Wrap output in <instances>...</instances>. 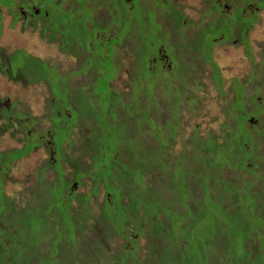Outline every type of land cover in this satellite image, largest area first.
I'll list each match as a JSON object with an SVG mask.
<instances>
[{
	"label": "rangeland",
	"instance_id": "1",
	"mask_svg": "<svg viewBox=\"0 0 264 264\" xmlns=\"http://www.w3.org/2000/svg\"><path fill=\"white\" fill-rule=\"evenodd\" d=\"M4 1L6 3V0H0V3ZM36 1L33 3L30 0H27L26 5L30 7V13L25 20L21 18L18 12L21 4H15L13 14H9L6 7L0 6V55L3 53V55L5 54V56H7L15 50H24L30 56L46 63L48 69H50L48 74H46L44 67H42L43 71L41 73H45L47 76L45 81L41 74L37 75L35 72L36 66L33 65V62H31V64L29 63L28 66L30 68L28 75H30L29 78L34 80V82L26 85L22 84L21 81L13 82L9 80L7 76L0 73V104L2 107L5 106L8 108L7 117H5L6 114L0 111V152H9L14 149L22 148L26 143V138L27 141L35 145L37 144V147H35L27 156L13 162L9 170V175L6 179L3 178L1 182L4 189V195L7 196L10 201H13L14 205H16L19 210L30 204L29 208L27 207V210L24 211V213L18 215V219L13 223L14 226L11 228V231L15 234V237L19 239L20 245H17L16 243L11 244L9 246V252H16L18 255L16 259L22 258L24 263L28 261L29 258L36 255L37 264H61L62 261H65L64 264H74L73 261L77 260L79 257L76 251H80V249L79 246L77 248L76 246L77 244L79 245V234H81L84 246L86 247L89 244L87 247L91 251L92 258L88 256L82 258L81 261L77 260L79 264H89V262L90 264H95L92 260L100 257L99 261L101 264L108 263L109 259L113 262H117V255L121 251V246L124 244V240L117 238L116 235H112L111 238L106 235H100L101 232L98 233L97 226L92 225V220L95 221L98 219L97 217H99L100 213L99 209L102 205L104 196L107 194L106 190L112 192L109 189L110 187L119 189L121 193L129 192L131 188L134 189L135 185H132V183L129 184V182L127 183L126 178L128 176V171H131V173H133L132 170L134 172L136 171V166L130 164V162L137 158L128 160V154L123 142L129 141L134 147L133 149L139 150L141 139L137 133L138 128L134 127L147 129L143 131V133L144 137L146 136V139L144 140H146L145 142L149 146L152 142V137L149 136L150 131L152 135L155 133H163L167 137H170L169 133H173L174 131V140L168 142L166 152L170 156L171 164H173L172 162H176L177 165L183 164L185 169L190 165V159L186 156H188L190 152L194 155L198 154L193 151L194 144L191 141L195 135H197L198 140L210 136L215 138L218 137V141L222 139L227 142L230 139V132L236 130L234 121L229 118L227 112L230 110L234 114L231 105L233 97H236L239 100L238 103L235 102L236 104H239L241 100L243 107L245 102V95L241 97L243 86L241 84H235L236 77L244 80L248 72H256V83L247 84L246 93L247 97L255 96L257 99L255 101L253 98L252 100L246 98V100L252 101L255 105V102H257L260 108L264 107V9L258 16L260 24L257 27V46L252 45L254 56L256 58L255 63H252L250 59L245 58L243 50L241 48L238 49V44L237 46L234 45L232 40L228 41L225 45L220 46L217 43L215 46L213 59L221 71V76L223 78L221 87L213 81L210 72L211 67L209 66V63H207L203 68L201 76L194 75L196 82L191 84L188 83L190 86L184 83L178 86V84L172 82V87L169 91L166 90L167 92H165L163 89L162 91L157 90L163 95L170 96V98L173 99V102H171L167 108V110L170 111H162L161 114H159V110L163 109V105L158 103V113L156 114V112H153V109L152 113L150 112L154 119L150 117V120H146L145 118L147 115L139 114L140 112L135 111L133 106L129 111L126 110V113H120L117 120H115V103H112V100H110L106 105L107 107L104 105L102 106L103 109L99 111V114L95 111V115L98 114L95 116V122H97V124H102L103 126V133L101 136L92 133L90 135L91 141L83 142L80 140V136L76 132V127L74 128L69 140L72 142L71 146L69 147L70 144L67 141H63L61 144V149L65 150L66 154L74 159L72 162L67 158H63L61 161L62 172L72 183L71 187L73 188V191L69 194L73 196L70 203V206L72 207L70 210L71 214L63 215L61 211L65 209V206L63 205L62 200H60L57 205L46 204L50 201V197L55 193V187H49V185L54 183L59 184L58 179L61 176L57 175L58 172L55 167L49 164V161L57 157V148L54 152L55 147L52 142L53 139L48 135V129L50 128L51 123L45 115L46 107L50 100L53 99L51 94L52 86L50 89L48 78L50 79L51 76L53 80L50 85L55 84L54 86H60V88L64 87L66 85L63 83L65 78L60 76V74L65 75L68 72L75 70L77 67V59L70 55L62 54L58 47L59 41L54 40L56 42L50 43L40 36V23L42 19L35 18L31 15L32 13L37 15L36 11L40 8V3ZM54 1L55 0H45V4L42 5V7L44 8L46 6L50 8L52 7V4L55 5ZM143 1L140 3V6L136 8V14L139 15L138 17L141 16L143 18L145 14L148 19L153 20L154 15L157 14V17L160 20L167 18L171 22L175 21V18H173L174 14H168V10L167 8H164V5L161 6L162 8L159 9L160 11L154 14L155 10L153 6H151L152 9L147 7V5H151V2L147 3V0ZM180 1L183 4H174L179 11L191 5H199V0ZM72 2L73 1L71 0H65L64 7ZM139 20L140 19H138V21ZM164 22L165 21H163V23ZM167 29L169 30L170 27L167 26ZM230 30L231 27L229 24L226 25L224 21L220 19L217 23L213 21L210 24L207 34L210 36L223 33L225 37H227ZM229 35L232 36L231 33ZM131 44L132 47L135 48L136 44L133 42L130 43L129 40L126 41V44L120 53V59L126 63L124 67L130 66V68L132 67L131 70H133L136 62L135 52L132 50ZM197 47H199V45H197ZM204 49L205 46L203 45L201 53H204L203 58H205V60L207 59L209 62L210 59L207 58L209 57V52H203ZM146 58L147 55L145 54L142 58L137 59V63L140 66L143 65L141 71L145 79L148 77V73H146L148 70L145 63ZM191 62L199 64L197 60L194 59H192ZM54 69L59 75L54 74ZM111 72L112 70H108L109 74ZM26 74L27 72L24 71L22 75ZM182 77L189 80L190 72H173L170 75L171 80H173V78ZM123 78L124 80H121L122 83L127 85L116 84L114 86L120 89L121 92L126 93L130 91V88L127 79H125L124 76ZM88 79L93 80L92 77H87V80ZM151 79H153L156 84L160 83L158 82L159 80H155V78L151 77ZM74 80L80 86H86L87 84L86 77L83 75L75 76ZM95 83L96 84L94 85L92 83L91 90L96 93V95L101 94L102 97H106L108 93L105 91L104 86L101 85L100 82L95 81ZM153 88L154 86L150 89ZM155 96L158 97V101L161 100L159 95L156 94ZM75 98L80 113V109L84 108L83 106L79 107V105L82 103L83 98H88V95H82V88H80L79 94H76ZM142 101L143 105H145L146 98L142 97ZM192 102L194 109L190 108ZM173 108L176 109V113L170 115L172 114ZM249 110L252 112V116L256 112L253 105L252 109ZM83 113L84 112L81 111L82 115ZM247 113H249V111H247ZM247 113L245 114L248 115ZM116 114H118V112ZM169 115L170 117H168ZM8 117H10L9 119L11 121H8ZM262 117H264V114L260 113L257 119L260 118L261 120ZM103 118L107 121V125L104 123ZM254 122H256V120L253 119L252 123ZM91 125L90 121L86 123V126ZM4 126L9 127L5 129ZM262 133L264 134V131ZM44 134H47L45 139L43 138ZM226 136L227 139L225 138ZM98 139H101L102 143L101 146L99 145L100 148H98V154H95L94 148H96V146L94 142L95 140L98 141ZM260 143L264 144V135ZM152 147H157V144L152 143ZM113 149L115 152L112 154ZM141 155L143 159H148L146 152H142ZM255 162L258 165L257 171L255 172L258 174L257 178L255 177L252 179L249 173H246L243 169L237 167L226 169L223 171V174L226 176L225 179H229L233 185L236 183L241 185V187H244L243 190L247 188L248 184L253 182L254 187L251 188V190H256L257 192L259 190L264 197V163L258 158ZM194 166L198 167L201 165L199 163L194 164ZM84 169L89 171L90 177H85L83 175V178L81 177L82 181H75V173L78 174L76 171L80 170L81 172H79V175H82V170ZM144 170L148 172L149 169ZM190 170H193V168ZM174 171L167 169L163 171L162 167L158 166V168H154L151 172H148L145 175L143 183L146 185L155 184V188L159 192V195L160 191L164 190L167 192L166 188L168 191H171L173 189L172 184L175 183V180H177L179 176L174 173ZM191 173L193 174V172ZM162 175L163 182L159 179ZM92 177L95 179L99 178L100 183L98 185L97 194L91 196L87 201V209L84 205L80 207L75 198V194L78 196L81 194H89L90 190L94 188V182L91 179ZM39 178H42L43 181H40ZM183 178L185 179V184L181 181L178 187L173 189V191L178 192V188L182 191L183 187H186L184 189L185 194L188 195V192L191 191L190 198L195 195V205H201L205 195H200L202 194V188L197 181V176H191V174L188 173L185 174ZM101 179L106 180L105 182L108 185L110 183L109 187L107 186L105 189L104 180L102 181ZM159 180L162 183L156 184ZM186 180L189 181L188 184ZM243 180L246 182L242 184ZM44 184L45 186L48 185V187L45 190L39 191L40 197L43 195V206H31V198L34 200L37 194L36 192H38L39 188ZM211 186H213L212 183ZM57 190H59V188H57ZM143 194L144 191L140 196ZM173 194L169 196L170 192H167L166 194L163 193L161 196L160 205L163 208L164 214H161L160 217L162 218L161 221H164L166 219L165 217L169 216L174 224H178L181 222L180 217L188 216L189 213L185 211V205L181 204L183 197H175L177 193ZM63 197L67 202L70 200L68 199L69 196ZM125 197L126 196L124 195L123 203H126ZM86 198L87 196H84V200L80 199V203L83 204L86 201ZM217 199V197L208 198V203L206 201L207 204L204 203L206 204L204 205L206 210H197L194 213H190L188 226L181 232V234H184L183 236L193 237L197 234H203L205 237H209V239L215 237L214 240L219 241L218 232L223 235V228H225V226L221 222L223 221L225 223V218H221L220 210H217L220 208L216 207ZM251 199L252 197H247L245 201ZM113 200L117 201L118 199ZM262 200H264V198ZM190 204L191 201L188 202L189 207ZM247 204V202L242 204L244 210H248ZM179 206L182 208V212L178 209ZM116 208L117 207L114 209ZM0 209L2 210L3 207L0 206ZM107 209L113 213L111 208ZM2 211H0L1 218H5L6 216L2 214ZM90 212L93 214L90 218L93 219L86 221L84 225L81 224L77 217L85 218L87 215H90ZM50 213H54V215L49 216ZM116 217L118 218L119 216L116 215ZM83 229H86L87 232L82 234L83 231L80 232L79 230ZM141 232L143 236L139 239L138 247L144 246L147 239L145 235H148L147 229L145 230L144 226ZM233 232H235V230H233ZM226 234H228L227 229ZM229 236L227 235V237ZM222 240L223 238H221L220 241ZM189 243L193 244L192 241H189ZM210 249L211 254H213V245L210 246ZM142 258L143 260L146 258L144 254L142 255Z\"/></svg>",
	"mask_w": 264,
	"mask_h": 264
},
{
	"label": "trees",
	"instance_id": "2",
	"mask_svg": "<svg viewBox=\"0 0 264 264\" xmlns=\"http://www.w3.org/2000/svg\"><path fill=\"white\" fill-rule=\"evenodd\" d=\"M30 1L34 3L36 0ZM37 1L40 3L39 13L37 15L33 14V17L42 19L40 23V36L50 43L56 42L54 40L59 41L58 47L61 53L77 59V67L75 70L65 75L60 74V76L65 78L63 83L66 85L64 87L60 88V86H54L55 84L50 85L53 80L51 76L50 79L48 78L50 89L52 86L51 94L53 99L48 103L45 114L51 123L48 129V135L52 137L55 149L57 148V157L49 161V164L55 167L58 172L57 175H61L58 179L59 184L54 183L49 185V187H55V193L46 204L57 205L59 201L62 200L65 209H63L61 213L65 215L71 214L70 210L72 207L70 203L73 196L69 194L73 191V188L71 187L72 183L62 172L61 161L63 158L69 159L70 162L74 161V159L70 155H67L65 150L61 149L63 141L69 142V147L71 146L72 142L69 140L75 127L76 132L80 136V140L83 142H90V135L92 133L101 136L103 133V126L95 122V116L103 109V105L107 107L106 105L110 100H112V103H115V120H117L120 113H126V110L129 111L133 106L135 111L140 112L139 114L147 115L145 118L146 120H150V117L154 119L151 113L152 109L153 112H156V114L158 113V103L163 105V109L159 110V114H161L162 111H170L167 110V108L169 104L173 102V99L168 95L159 93L157 90L162 91L163 89L165 92H167L166 90L169 91L173 81L170 78L171 74L159 75L153 70V67L148 64H146L148 68L146 72L148 73V77L145 79L142 74L141 67L143 65L140 66L137 63V59L142 58L143 55L146 54V46L148 47L150 38L144 33V25L148 17L145 14L143 18L141 16L138 17L139 15L136 14V7L128 9L130 5L126 4L124 0H71L73 2L64 7L65 0H55V5L52 4L50 8L46 6L43 8L42 5L45 4V0ZM11 2H16V4L19 3L24 6L27 4V0H22V2L21 0H6V3L5 1L0 3V6L7 7V11H9L10 14H13ZM97 9L101 10L96 12L95 10ZM138 19L140 20L138 21ZM127 40H129L130 43L133 42L136 44L135 48H133L131 44L132 50L135 52L136 64L128 75L130 78V80H128L130 91L125 93L114 86L116 83H111V80L117 76L116 71H120L126 64L120 59V53ZM31 62L36 66L35 72L37 75L41 74L46 81V74H48L50 70L47 64L30 56L24 50H15L7 56L2 53L0 55V73L7 76V78L13 82L21 81V83L25 85L33 83L34 80H31L29 78L30 75H28L30 68L28 65L29 63L31 64ZM146 62L147 59L145 60V63ZM42 67H44L46 74L41 73L43 71ZM108 70H112V72L109 74ZM24 71L27 72L26 75H22ZM53 72L55 75H59L55 69ZM77 75H83L86 77V80L87 77H92L96 82H100L108 95L106 97H102L101 94L96 95V93L91 90L92 83L93 85L96 84L92 79L87 80L86 86H80L74 80ZM151 77L155 78V80H159L158 82L162 84L154 83ZM194 82H196L195 77L190 75L189 80L183 77L179 82L173 83L179 86L182 83L188 85V83L191 84ZM152 86H154V88L150 89ZM80 88H82V95L86 96L87 94L88 98H83L79 107L83 106L84 109H80L79 113L75 95L79 94ZM156 94L161 97L160 101H158V97L155 96ZM142 97L146 98L145 105L142 103ZM235 102L238 103L239 100L233 97L231 105L234 114L230 110L227 111L229 118L234 121V126L236 128L235 131L230 132V139L227 142L222 139L218 141V137L208 136V138L206 137L202 140H198L197 135H195L191 141L194 144L193 151L198 154L194 155L190 152L189 155L186 156L190 159V165L187 169L184 168L185 166L183 164L177 165L176 162H172L173 164H171L170 156L166 152L168 142L174 140L175 133L173 130V133H169L170 137H167L163 133H153L154 135H152L150 131L151 134L149 133V136L152 137L150 147L145 142L146 140H144L146 136L144 137L143 131L147 129L134 127L138 128L137 133L141 139L139 150L133 149L134 147L129 141L123 142L128 154V160L137 158L130 162V164L136 166V171L134 172L132 170L134 174L131 173V171L127 172V183H132V185L135 186L134 189L131 188L129 192H124L126 203H123L124 195L116 191L115 198L111 197L108 200V197H104L99 209L100 213L99 217H97L98 219L95 221L92 220L93 218H90L93 216L91 212L90 215L85 217L86 219L77 217L83 225L86 221L92 220V225L97 226L98 233L101 232L100 235H106L110 238L112 235H116L117 238L124 240L121 251L117 255V262H113L109 259V262L106 264H264V200H262L264 197L259 190L258 192L256 190H251V188L254 187L253 182L248 184L247 188L243 190L244 187L236 183L233 185L229 179H225L226 176L223 174V171L226 169L237 167L249 173L252 179L258 177V174L255 173L258 167L255 161L258 158L264 163V144L260 143L264 135L262 133L264 131V117H262L261 120L260 118L257 119V117L260 113L264 114V107L260 108L257 102H255V105L252 101H246V99L245 102L247 103L244 102V107L241 100L239 104ZM252 105L256 109L253 116L257 121L255 124L245 125L244 122L247 115L241 116V112L247 113V111H249V114L252 115V112L249 110L252 109ZM175 108L172 109V114L170 115L176 113ZM190 108L194 109L193 102ZM0 111L6 114V116L4 115L5 117L8 116L5 106H3ZM81 111L84 112L83 115ZM95 111H97L98 114L95 115ZM117 112L118 114H116ZM170 115L168 117H170ZM7 119L11 121L9 117ZM88 121L91 122V126H86ZM103 121L106 125L108 124L104 118ZM7 127L9 126H4L5 129ZM46 137L47 134H44L43 138L45 139ZM225 138L227 139V136ZM25 140L26 143L21 149L0 152V173L3 174L4 179H6L10 173L9 170L12 166L10 163L11 161L14 162V160L16 161L27 156L37 147V144L35 145L27 141V138ZM101 143V139H98V141L95 140V154H98V148H100ZM152 143H156L157 147H152ZM114 152L115 150L113 149L112 154ZM142 152L147 153L148 159L142 158ZM199 163L201 166H194V164ZM158 166H161L163 171L166 169L171 171L175 170L174 173L179 175L175 183L172 184L173 189L177 188L181 181L185 184V179L183 178L185 174L190 173L191 176L196 175L198 178L197 181L202 188V194L200 195H205L201 205L197 206L194 203L195 195L190 198L191 191L188 192V195L185 194L184 189L186 187L182 189L180 186L182 191L178 188V192L173 191V189L168 191L166 188L167 192H170L169 196L173 193H177L175 197H183L181 204L185 205V211L189 213L188 216H181V222L178 224H174L169 216L165 217L166 219L164 221H161L162 218L160 216L164 213L160 205V198L163 193L166 194L167 192L164 190L160 191L159 195V192L155 188V184L146 185L143 183L145 175L154 168H158ZM143 168L149 169L148 172ZM191 168H193V170H190ZM76 172L78 173H75V181L77 182L82 181L81 177L83 178V175L85 177H90L89 171L85 169L82 170V175H79V172H81L80 170ZM191 172H193V174ZM162 178L163 175L159 178L163 182ZM91 179L94 182V188L90 190L89 194H81L80 196L75 194V198L80 207L83 205L86 207L89 198L96 195L98 192L100 179H95L94 177ZM39 180L43 181L42 178H39ZM101 180L103 181L104 179ZM160 180L157 181L156 184H161L162 182ZM105 181L106 180H104L106 187H109L110 183L108 182V185ZM1 182L2 179L0 178V206L3 207V211L1 209L0 211L6 216L2 218L1 221L2 226L7 230L8 226H14L13 223L18 219V215L24 213L27 207L29 208L30 204L19 210V208L14 205L13 201H10L7 196L4 195ZM186 182L187 184L189 183L188 180H186ZM244 182L246 181L243 180L242 184ZM211 183L214 187L211 186ZM45 184L36 192L35 201L31 198V206H43V195L40 197L39 191L45 190L48 187V185L45 186ZM57 188H59V190H57ZM143 191L144 194L140 196ZM63 196H69L68 199L70 200L67 202ZM84 196H87L86 201L81 204L80 199L84 200ZM214 197L218 198L216 200V207H220L217 209L220 210V217L223 219L225 218V223L223 221L221 222L225 226V228H223V235L218 232L219 241H215V237L209 239V237H205L203 234H197L193 237L183 236L184 234H181V232L188 226L190 213H194L197 210H206L204 205L208 203V198ZM247 197H252V199L245 201ZM113 199L118 200L114 201ZM190 201L191 208L188 205ZM244 202L248 203V210H244V207H242ZM115 207L117 208L114 209ZM107 208H111L113 213ZM178 209L182 212L180 206ZM52 215H54V213L49 214V216ZM116 215L119 217L117 218ZM143 226L145 230L147 229L148 235H145L147 239L144 246L138 247L139 239L143 236L141 232ZM2 229L3 228L0 227V264H37L36 255L29 258L25 263L22 258L16 259L18 255L16 252H9V246L14 243L20 245L19 239L16 238L15 234L12 232V234L9 233L6 237L3 236ZM226 229L228 230V234H226ZM233 230H235V232H233ZM79 231H83L82 234L87 232L86 229ZM227 235L230 236L227 237ZM79 236V245L77 244L76 248L79 246L80 251H76L79 256L77 260L81 261L82 258L88 256L92 258L91 251L87 247L89 244L85 247L82 243V235L79 234ZM221 238H223L222 241H220ZM189 241H192L193 244L189 243ZM211 245H213V254H211ZM143 254L146 257L144 260L142 258ZM100 258H95L92 261H94L95 264H101L99 261ZM77 260L73 261V263L79 264ZM64 263L65 261L61 262V264Z\"/></svg>",
	"mask_w": 264,
	"mask_h": 264
},
{
	"label": "flooded vegetation",
	"instance_id": "3",
	"mask_svg": "<svg viewBox=\"0 0 264 264\" xmlns=\"http://www.w3.org/2000/svg\"><path fill=\"white\" fill-rule=\"evenodd\" d=\"M124 1L126 4L130 5L128 6V9H131L134 7L138 8L143 0ZM150 2L151 5H147V7L152 9L151 6H153L155 10L154 14L160 11L159 9L162 8V5H164V8H167L168 10V14H174L173 18H175V21L173 22L169 21L167 18L160 20L158 19L157 14H155L153 20L147 18V22L144 25V33L148 36V38H150V43H148V47L146 46V64L152 66L153 70H155L159 75L172 74L173 72H190L192 77L194 75L201 76L204 66L209 63V66L211 67V77L213 81L221 87L223 78L219 67L213 59V54L215 53L214 48L217 43L222 46L231 40L234 45L237 46L238 44V49L241 48L243 50L245 58H248L252 63H255L256 58L254 56L252 45L257 46V27L260 24L258 16L264 9V0H199L198 6L191 5L185 7L181 11L174 6V4H183L180 0H147V3ZM13 3L14 2L11 3L12 11L14 10L16 2L14 4ZM29 8L30 7L28 5L24 6L21 4L18 9L21 18L24 20L27 19L28 14L30 13ZM99 10L101 9H97L95 11L98 12ZM38 13L39 10L36 11V14ZM33 14L35 13H32L31 15L33 16ZM220 19L223 20L226 25L229 24L232 36L229 35L230 33L227 37H225L223 33L208 36L207 33L210 24L213 21L217 23ZM163 21L165 22L163 23ZM167 26L170 27L169 30L167 29ZM197 45H199V47H197ZM203 45L205 46L203 52H209V57H207L210 59L209 62L207 59L205 60V58H203L204 53H201ZM192 59L197 60L199 64L192 63ZM130 70L131 69L129 67H122L120 71H116L117 76L111 80V83L127 85L122 83L121 80H124L123 76L127 79V81L130 80L128 76L130 74ZM182 78H173L172 81L179 82ZM256 79V72L254 73L253 71L248 72L244 80L239 77L235 78V84H241L243 86L241 97L245 95V99L248 98V100H252L253 98L256 101L257 98L255 96L247 97L246 93V85L256 83ZM1 108L2 106L0 104V110ZM6 112H8V108H6ZM245 113L246 112H241V116H246ZM247 114L248 115L246 116L244 122L245 125L252 124L253 119L256 120V118L252 115L249 113ZM255 123L256 122L253 124ZM55 151L56 149L54 152ZM10 163L13 164L12 161ZM0 178L2 180L4 178L2 173H0ZM104 188L106 189L105 184ZM109 189L112 192L106 190L107 194L105 195L108 197V200L109 198L115 196L116 191H118L119 194L124 195V193H121L117 188L110 187ZM1 219L0 215V227L3 228V236L6 237L12 232V227L10 228V226H8L7 230H5L2 226Z\"/></svg>",
	"mask_w": 264,
	"mask_h": 264
}]
</instances>
